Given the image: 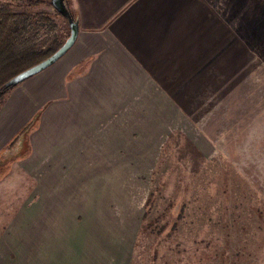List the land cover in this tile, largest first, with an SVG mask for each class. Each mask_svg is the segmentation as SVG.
I'll use <instances>...</instances> for the list:
<instances>
[{
    "label": "rangeland",
    "instance_id": "374dc122",
    "mask_svg": "<svg viewBox=\"0 0 264 264\" xmlns=\"http://www.w3.org/2000/svg\"><path fill=\"white\" fill-rule=\"evenodd\" d=\"M65 1L123 33L184 115L163 147H136V178L106 201L124 236L116 264H264V0ZM18 152L0 149V235L31 188Z\"/></svg>",
    "mask_w": 264,
    "mask_h": 264
},
{
    "label": "crops",
    "instance_id": "0c3cea01",
    "mask_svg": "<svg viewBox=\"0 0 264 264\" xmlns=\"http://www.w3.org/2000/svg\"><path fill=\"white\" fill-rule=\"evenodd\" d=\"M88 17L66 53L14 86L0 107V149L15 147L31 178L17 223L0 235V264L119 263L120 214L107 202L136 178V147H163L184 129L128 38L101 25L105 15L94 26Z\"/></svg>",
    "mask_w": 264,
    "mask_h": 264
},
{
    "label": "trees",
    "instance_id": "16d2710c",
    "mask_svg": "<svg viewBox=\"0 0 264 264\" xmlns=\"http://www.w3.org/2000/svg\"><path fill=\"white\" fill-rule=\"evenodd\" d=\"M27 2L34 5L40 3L51 5L50 0ZM53 14L61 16L55 9ZM53 14L15 10L10 2H0V86L20 71L52 54L63 43L69 34L68 24L65 35L53 31L56 28ZM10 89L0 94V107ZM24 130L25 128L21 132Z\"/></svg>",
    "mask_w": 264,
    "mask_h": 264
},
{
    "label": "water",
    "instance_id": "95a60500",
    "mask_svg": "<svg viewBox=\"0 0 264 264\" xmlns=\"http://www.w3.org/2000/svg\"><path fill=\"white\" fill-rule=\"evenodd\" d=\"M52 7L66 18L69 26V34L64 42L49 56L38 63L20 71L0 86V94L5 90L16 86L28 77L40 72L57 61L73 45L79 31V19L73 15L65 0H50Z\"/></svg>",
    "mask_w": 264,
    "mask_h": 264
}]
</instances>
